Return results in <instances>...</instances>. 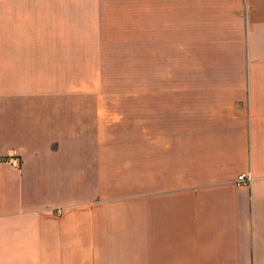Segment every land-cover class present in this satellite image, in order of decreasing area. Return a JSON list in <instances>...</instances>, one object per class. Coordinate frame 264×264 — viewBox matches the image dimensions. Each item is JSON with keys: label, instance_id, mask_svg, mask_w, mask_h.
Wrapping results in <instances>:
<instances>
[{"label": "crops", "instance_id": "obj_1", "mask_svg": "<svg viewBox=\"0 0 264 264\" xmlns=\"http://www.w3.org/2000/svg\"><path fill=\"white\" fill-rule=\"evenodd\" d=\"M0 264H264V0H0Z\"/></svg>", "mask_w": 264, "mask_h": 264}, {"label": "rangeland", "instance_id": "obj_2", "mask_svg": "<svg viewBox=\"0 0 264 264\" xmlns=\"http://www.w3.org/2000/svg\"><path fill=\"white\" fill-rule=\"evenodd\" d=\"M126 16L119 17V30L113 32L104 33V38L109 40L118 41V48L107 49L108 54L107 60H111L112 64H106L105 66L108 71L104 73V79H55V80H39V92L40 94H49L43 96L44 98L50 99L51 93H70L72 95L65 96L66 99L78 98L76 94H81L89 90L97 89H117L121 94L125 92L126 88L129 87H141L142 79H128V75H137V72H141V63L135 64V68L130 69L127 67V60H131L133 57L132 52L135 54V60H141L139 56V50L135 46V49L128 47V32L126 26ZM137 37V33H136ZM134 71V74H130ZM55 95V94H54ZM62 99L56 94L55 99ZM125 96L119 95L120 100H124ZM41 99V97H40Z\"/></svg>", "mask_w": 264, "mask_h": 264}, {"label": "built area", "instance_id": "obj_3", "mask_svg": "<svg viewBox=\"0 0 264 264\" xmlns=\"http://www.w3.org/2000/svg\"><path fill=\"white\" fill-rule=\"evenodd\" d=\"M6 157L11 164L15 166L20 164V156H19L18 151L15 148H11L10 150H8ZM237 179L238 181L247 183V182H250L251 176L248 173H240Z\"/></svg>", "mask_w": 264, "mask_h": 264}]
</instances>
